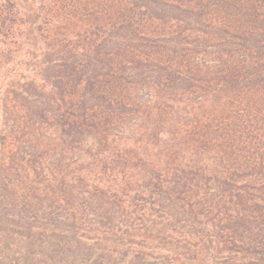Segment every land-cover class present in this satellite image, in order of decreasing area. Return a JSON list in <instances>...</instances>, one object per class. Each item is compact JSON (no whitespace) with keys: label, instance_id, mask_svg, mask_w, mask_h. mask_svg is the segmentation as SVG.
<instances>
[{"label":"trees","instance_id":"1","mask_svg":"<svg viewBox=\"0 0 264 264\" xmlns=\"http://www.w3.org/2000/svg\"><path fill=\"white\" fill-rule=\"evenodd\" d=\"M0 264H264V0H0Z\"/></svg>","mask_w":264,"mask_h":264}]
</instances>
